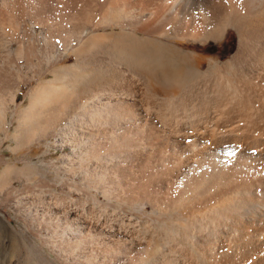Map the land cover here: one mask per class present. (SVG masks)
<instances>
[{"label":"bare ground","instance_id":"obj_1","mask_svg":"<svg viewBox=\"0 0 264 264\" xmlns=\"http://www.w3.org/2000/svg\"><path fill=\"white\" fill-rule=\"evenodd\" d=\"M101 3L85 7L86 14L69 18L60 28L41 13L31 14L32 23L59 29L62 44L74 42L84 53L85 32L92 29L96 39H109L116 34L106 32L104 21L115 22L133 51L124 52L119 66L110 63L95 72L74 66L55 68L52 81L29 91L30 103L23 109L25 117L17 132L30 137V127L46 132L65 123L57 128L53 141L71 152L64 156V170L79 169L82 178H91V187L108 199V206L119 202L145 216L149 206L157 228L150 232L131 218L120 223L124 217L107 224L90 217L92 212L88 216L87 211L66 209L12 189L10 205L17 218L28 220L26 228L36 239L33 264H264V111L255 105L264 107V0ZM97 13L102 14L99 22ZM229 27L240 31V41L226 63L220 64L215 56L201 58L192 47V42H203L206 52L209 43L222 39ZM13 33L11 38L0 35V117L8 101H17L25 81L18 79L13 85L12 74L23 66L19 58L28 55L21 44L11 50ZM150 40L174 46L181 61L188 64L191 59L199 71L209 63L207 72L186 85L207 88L208 100L191 104L192 109L180 107L186 86L174 88L171 77L179 74L181 64L169 73L174 66L165 58L154 61L135 53ZM13 52L18 65L8 60ZM180 110L186 114H176ZM6 264L15 263L10 259Z\"/></svg>","mask_w":264,"mask_h":264},{"label":"rangeland","instance_id":"obj_2","mask_svg":"<svg viewBox=\"0 0 264 264\" xmlns=\"http://www.w3.org/2000/svg\"><path fill=\"white\" fill-rule=\"evenodd\" d=\"M6 1L7 2L10 1L8 2L9 4L5 2L7 3L8 8L6 4L2 3L0 0V4H1L0 22H2L5 19L6 21L8 20L9 22L3 21L2 22L3 24L0 23V25L3 26L8 23L9 24L6 25L8 27L7 28L5 27L4 31H2L3 29L0 26V29H2L0 30L1 31L0 35L1 34L5 36L7 35V37L9 36L11 38L12 32H14L13 33L14 44L11 50L14 51V49H17L18 46L21 44L23 45L24 54H28V55L23 56L25 59L19 58L21 65L23 64L22 69H19V67L17 66L16 70L12 74L14 75L13 85L15 83H18L17 82L18 79L22 81L25 80L24 83L20 85L21 86L20 91L17 93V101H16L17 103L8 101L7 109L4 110L3 115L0 117V263L6 264L7 261L13 259L15 264H33L35 260V256L32 255L33 254L32 247L36 243V239L30 234L31 232L27 229L28 220L19 217L17 218V213L15 209L10 205L11 197L9 192L12 189L18 190L17 192L26 191L27 193L31 194L32 197H34L35 199L44 202L51 201L52 203L61 205L66 209L72 208L71 210L74 209L80 210L84 213H86L87 211L88 216L92 212V215H90V217H94L96 219L100 218V220L102 219L104 222L108 220L109 222L108 221L107 222L109 224L114 222L118 223L121 220V217L122 218L124 217V219H122L120 223L123 220H124L123 222L125 223H128V221L131 220L135 224L138 223L137 225L139 226L140 225L146 226V228L149 229L150 232H152L155 228H157V224L154 220L155 214L153 213V210L149 206L146 208L149 215L146 216L141 215V212L135 210L132 207L129 208L130 210L129 209L127 210L125 207L122 208L119 202H113L111 206H108L109 205L107 203L108 199L104 195H102L96 188L91 187L92 185L90 181L91 178L88 181H86V179L82 178L81 172L78 171L79 169H77V171L74 169L73 170L68 169L67 171L64 170V167H62L65 164L64 156L65 157L69 156L71 152L69 151V149H63L55 145L53 141L55 140L54 133L56 132L57 128L63 127L65 123L60 122L58 127H56L54 130L49 129L46 132L41 129H37L36 131H33V128L30 127L29 128L30 137H27L28 135L26 136L25 132L24 133L17 132L22 122L21 117L23 115L25 117V113L23 114V109L24 107H27V105L30 103L29 91L35 88L36 86H38L39 84H41V82L43 81H52L55 78V72H54L55 68H58L61 65L66 67L74 66L76 67L75 69H78L81 72H84V70L85 72L87 70L90 72L93 71L95 72L96 70L98 71L99 69L104 68L110 63L119 66V64L122 63L124 52L129 53L133 51L130 44L124 42L122 40V37H120V35L122 34H120L119 32L122 31V28L120 27V25L118 26L117 24H115V22H110L111 23L110 24L108 21H104V25H106V32H111L116 34V36L110 37L109 39L103 38L102 40L104 41H102L101 39H96V37H93L95 33L97 34V32L92 31V29L87 30L88 32L86 31L84 34V43L83 44L81 43L82 44L81 47H83L85 52L81 53L79 52V50L76 49V43L74 42H71L70 44L66 43V45L64 43L62 44L63 39L61 33L59 32V29L58 31L53 30L54 31L53 32L52 30H48L43 26L42 28L38 24L35 26L34 23H32L33 13L34 14L37 13L36 15H39L41 13L42 14V15L40 14L41 16L47 15L48 17H50V21L55 23L54 25L55 26L57 25V27L60 28L65 24L64 22L70 20L69 18H72L73 20L74 19L77 20L79 16L82 17V14H86L84 12L85 7L91 5L95 7L96 5L103 6L101 5L103 3L101 2L105 1L106 3L107 0H36V1L6 0ZM28 2L30 3L28 4ZM9 6L11 7L9 8ZM36 10H39L41 12ZM6 13L8 15H6ZM15 14L18 16H15ZM19 14H23L24 16ZM97 14L99 16L95 19V21L99 22L102 20L101 18L102 14L101 13H97ZM74 15L76 16V18ZM55 16L57 17V19ZM16 17L18 19V22L20 21L21 23L20 22L17 23ZM59 17L61 18L63 17V18L61 19ZM108 24H110V26ZM9 25H11V27H9ZM14 25L19 26L20 28L17 29L18 27L16 26L14 27ZM127 27L128 30L130 31L133 29V27L131 26H127ZM29 28L31 30L33 29L32 32L34 36H32L33 34L31 36H28L30 35V33L28 34ZM8 30H10L11 32H9ZM104 31L105 30H100V32H104ZM8 33H11V35ZM40 36L42 39L40 38ZM33 37H34V41H33ZM35 37L37 38V40H35L36 39ZM17 38L22 43H19L18 40H15ZM54 39L57 42H55ZM239 41H240V31L234 27L232 28L229 27V29H227L222 39L212 40L209 43L206 52L204 50L205 44H203V42H197V41L192 42V47L196 49V52L201 58H205L208 60V57L215 56L217 57V61L220 64H222V63H226L236 53L239 47ZM57 44L60 45L61 47H59ZM139 48H140L139 50L135 49V53L138 52L143 53V55L140 56H144L145 54V57L154 58V61L156 60L159 61V59L161 60L165 58L164 60L171 63L172 66L175 67V68L171 67V69L168 70L169 73L175 71L172 69H176V67L180 68L179 64H181V68H180L181 70L178 72L179 74L177 76L171 77L174 80L176 87L173 84L171 85L178 90L179 89L182 90L183 86L191 84L192 82L195 81L193 79L197 78L199 75L207 72L210 69V65L207 62L200 71L196 69L195 66L192 65L191 59H187L188 64H185L184 61L183 62L181 61V54L179 53V51L176 50L174 46H171L168 43L165 44V42H159L158 40H150L142 44V46H139ZM12 54L13 55H11L10 57L11 59L10 58L8 59L10 60V63L11 64L13 63L17 64V62L19 63L17 58L18 55H15L14 52ZM34 54L35 55L37 54V56L35 57ZM29 55L30 58H32L31 61L29 60L30 58H28ZM59 55H61V57H59ZM51 57L53 58L50 59ZM49 60L51 62H49ZM46 62L50 64L48 65ZM54 62L57 64H55ZM51 65L53 69L50 67ZM131 68L134 69V67ZM162 82L160 83L162 84ZM145 83L148 82L146 81ZM143 86L145 90L148 88L146 84H144ZM197 87L199 88V86ZM197 87L193 86L192 88V86H188V87L186 86V88L182 92L184 95V97H182L183 98L182 100L185 102L183 103L181 102L182 105H180V107L186 106L189 109H192L190 108L192 106L191 104L193 103L198 104L202 99L205 101L209 99V93H207L208 90H206L207 88L200 87V89L203 90L202 91ZM69 88L71 87H68V89ZM194 99L195 101H192ZM176 101L177 103H179L178 102L179 100ZM176 101H174V104L173 103L172 104L175 105ZM173 105H169V106H171L174 109ZM255 105L262 108L261 112L264 111L263 104H260L261 106H259V103ZM164 106H163L164 108L163 110L165 111L166 109ZM167 107L168 106H166V108ZM179 112H176V114L177 113L178 114L182 113L181 115L186 114V113L183 114L182 110H180ZM190 112L191 111H189L188 113ZM262 114H264V112ZM19 141H23L24 144L19 145L18 143ZM73 157L75 158L74 155ZM66 162H68V160H66ZM88 192L91 193L92 198L91 195H89L90 193L88 194ZM95 197H97L98 200ZM93 199H95L96 202ZM137 212L139 213L137 214ZM116 218L118 219V221ZM139 219L141 221H139ZM144 221L147 223L145 224Z\"/></svg>","mask_w":264,"mask_h":264}]
</instances>
